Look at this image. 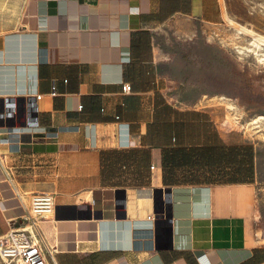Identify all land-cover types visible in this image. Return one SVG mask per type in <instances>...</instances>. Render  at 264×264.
Returning <instances> with one entry per match:
<instances>
[{
    "label": "crops",
    "instance_id": "1",
    "mask_svg": "<svg viewBox=\"0 0 264 264\" xmlns=\"http://www.w3.org/2000/svg\"><path fill=\"white\" fill-rule=\"evenodd\" d=\"M228 1L0 11V235L46 193L58 264H264L261 146L225 129L198 83V30Z\"/></svg>",
    "mask_w": 264,
    "mask_h": 264
},
{
    "label": "rangeland",
    "instance_id": "2",
    "mask_svg": "<svg viewBox=\"0 0 264 264\" xmlns=\"http://www.w3.org/2000/svg\"><path fill=\"white\" fill-rule=\"evenodd\" d=\"M21 1L6 0L0 11L11 17ZM227 8L223 23L198 30L196 48L202 56L207 49L208 63L206 70L203 66L198 67V83L208 85L212 95L208 104L217 109L221 125L241 132L261 146L262 217L258 231L264 238V63L252 51L244 54L239 51L240 47H252L251 35L238 30L239 25H243L264 35V0H229Z\"/></svg>",
    "mask_w": 264,
    "mask_h": 264
},
{
    "label": "built area",
    "instance_id": "3",
    "mask_svg": "<svg viewBox=\"0 0 264 264\" xmlns=\"http://www.w3.org/2000/svg\"><path fill=\"white\" fill-rule=\"evenodd\" d=\"M123 91H131V85L124 84ZM56 94L54 86L52 95ZM3 155L0 153V164L6 168ZM54 212L55 203L52 195L34 194L26 216L14 222L7 233L0 235V264H58L54 248L48 244L40 230L42 222L53 220ZM259 232L257 231L256 235L262 238Z\"/></svg>",
    "mask_w": 264,
    "mask_h": 264
},
{
    "label": "bare ground",
    "instance_id": "4",
    "mask_svg": "<svg viewBox=\"0 0 264 264\" xmlns=\"http://www.w3.org/2000/svg\"><path fill=\"white\" fill-rule=\"evenodd\" d=\"M230 23H234V21L232 19H229ZM239 31L242 33H247L251 35V47H246V48H242L240 47L239 51L241 53H247L252 51L255 56L257 57V59L260 62L264 63V35L259 34L257 32H255L254 30H251L250 28H247L243 25H239ZM238 31V32H239ZM240 34V33H239ZM250 45V44H249ZM221 99H225L224 97H221Z\"/></svg>",
    "mask_w": 264,
    "mask_h": 264
},
{
    "label": "water",
    "instance_id": "5",
    "mask_svg": "<svg viewBox=\"0 0 264 264\" xmlns=\"http://www.w3.org/2000/svg\"><path fill=\"white\" fill-rule=\"evenodd\" d=\"M161 219V218H160ZM166 223H168V222H163V221H161V220H159V222H158V224H157V226L158 227H161V226H163V225H165ZM157 233H158V235H167L166 237H165V239L166 240H169V242L171 241V230H162V229H158L157 230ZM158 239L159 240H162V239H164V238H160V236H158ZM165 247H167V246H165Z\"/></svg>",
    "mask_w": 264,
    "mask_h": 264
}]
</instances>
